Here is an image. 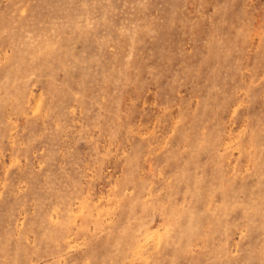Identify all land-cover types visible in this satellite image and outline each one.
Segmentation results:
<instances>
[{
    "label": "rangeland",
    "instance_id": "obj_1",
    "mask_svg": "<svg viewBox=\"0 0 264 264\" xmlns=\"http://www.w3.org/2000/svg\"><path fill=\"white\" fill-rule=\"evenodd\" d=\"M0 264H264V0H0Z\"/></svg>",
    "mask_w": 264,
    "mask_h": 264
}]
</instances>
